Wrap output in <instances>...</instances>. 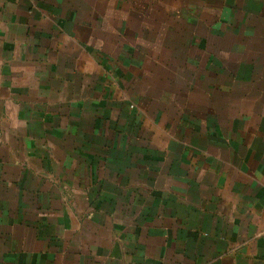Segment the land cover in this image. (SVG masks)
Masks as SVG:
<instances>
[{
	"label": "crops",
	"instance_id": "obj_1",
	"mask_svg": "<svg viewBox=\"0 0 264 264\" xmlns=\"http://www.w3.org/2000/svg\"><path fill=\"white\" fill-rule=\"evenodd\" d=\"M0 264H264V0H0Z\"/></svg>",
	"mask_w": 264,
	"mask_h": 264
}]
</instances>
